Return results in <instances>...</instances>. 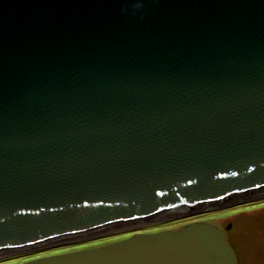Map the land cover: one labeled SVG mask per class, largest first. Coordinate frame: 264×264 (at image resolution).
Wrapping results in <instances>:
<instances>
[{"label": "water", "instance_id": "obj_1", "mask_svg": "<svg viewBox=\"0 0 264 264\" xmlns=\"http://www.w3.org/2000/svg\"><path fill=\"white\" fill-rule=\"evenodd\" d=\"M262 197L264 0H0V263ZM22 264L238 259L193 221Z\"/></svg>", "mask_w": 264, "mask_h": 264}, {"label": "rangeland", "instance_id": "obj_2", "mask_svg": "<svg viewBox=\"0 0 264 264\" xmlns=\"http://www.w3.org/2000/svg\"><path fill=\"white\" fill-rule=\"evenodd\" d=\"M153 222L116 233L100 236L82 242L66 245L48 251L32 254L0 264H22L37 258L69 253L77 250L98 247L120 241L134 235L136 232L151 233L163 230L177 231L190 222L202 221L212 223L228 230L227 241L241 256L242 263L261 264L264 262V197L252 199L229 208L216 209L212 212L194 215L187 218Z\"/></svg>", "mask_w": 264, "mask_h": 264}, {"label": "flooded vegetation", "instance_id": "obj_3", "mask_svg": "<svg viewBox=\"0 0 264 264\" xmlns=\"http://www.w3.org/2000/svg\"><path fill=\"white\" fill-rule=\"evenodd\" d=\"M222 229H224V228H222ZM225 231H226V233H227V236H228V230L227 229H224ZM230 244V243H229ZM231 246V245H230ZM235 251V250H234ZM236 256H237V259H238V264H245V262L244 263H242V261H243V259L241 258V256H239L238 254H236ZM249 264V263H248ZM261 264H264V262H262Z\"/></svg>", "mask_w": 264, "mask_h": 264}]
</instances>
